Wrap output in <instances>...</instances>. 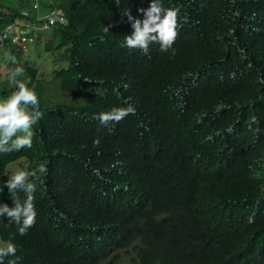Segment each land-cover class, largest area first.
I'll list each match as a JSON object with an SVG mask.
<instances>
[{"label":"trees","instance_id":"trees-1","mask_svg":"<svg viewBox=\"0 0 264 264\" xmlns=\"http://www.w3.org/2000/svg\"><path fill=\"white\" fill-rule=\"evenodd\" d=\"M159 2L178 9L174 55L125 46L122 13L143 20L152 0H40L66 22L0 48L43 113L30 149L0 154V204L14 207L7 164L24 157L37 211L24 236L0 217L17 248L4 264H116L129 250L134 264H264V0ZM25 7L0 0V25ZM41 42L65 62L48 76L21 60ZM15 90L0 82V100Z\"/></svg>","mask_w":264,"mask_h":264},{"label":"clouds","instance_id":"clouds-1","mask_svg":"<svg viewBox=\"0 0 264 264\" xmlns=\"http://www.w3.org/2000/svg\"><path fill=\"white\" fill-rule=\"evenodd\" d=\"M119 7V0H115ZM138 12L144 15V19H138L131 14L130 9L122 13L131 23L133 32L125 37V46L130 49L140 50L148 54L150 46L159 45L160 51L175 54L174 43L178 38V9H165L159 0H152L147 9L140 8ZM105 31H109L105 27ZM15 62V58L11 57ZM23 75V69L17 68L11 73V79L16 90L4 101L0 102V154L19 152L30 149L33 145V126L42 119L37 94L28 88L24 82L18 79ZM132 107L113 108L111 111L100 113L96 119L101 125L111 122L119 123L129 114H133ZM99 140L94 141L98 145ZM47 168L39 167V174H46ZM32 177H37L35 172ZM6 187L14 201V207L0 204V217L7 216L9 221L17 226L20 236H24L35 226L37 211L34 203L36 186L30 179V174L25 171H15L6 182ZM3 187H0V192ZM23 192L24 198H17V193ZM4 244V243H3ZM17 248L12 242L0 246V264H4L6 257H15ZM8 264H17L15 259Z\"/></svg>","mask_w":264,"mask_h":264},{"label":"built area","instance_id":"built-area-1","mask_svg":"<svg viewBox=\"0 0 264 264\" xmlns=\"http://www.w3.org/2000/svg\"><path fill=\"white\" fill-rule=\"evenodd\" d=\"M43 7L41 11L40 0H31V10L28 7L21 8L13 20L0 25V48L11 45L26 50L40 31L47 30L53 24L66 22L63 9Z\"/></svg>","mask_w":264,"mask_h":264},{"label":"rangeland","instance_id":"rangeland-1","mask_svg":"<svg viewBox=\"0 0 264 264\" xmlns=\"http://www.w3.org/2000/svg\"><path fill=\"white\" fill-rule=\"evenodd\" d=\"M48 31L44 32L43 38H45L48 34ZM29 53L24 54L21 58V60L26 59L29 64H32L34 66H38L39 70L43 71V75L48 76L51 74V70L55 66V62H57V65L65 64V62H59V59L57 57L58 52L56 49L53 50H45L43 46V42H41L39 45L34 44V46H31L29 48ZM10 61V55L8 52H5L4 50L0 49V82H4L5 80H8L10 83H12V79L10 78V75L8 73L9 71V62ZM11 62V61H10ZM15 62L17 60L15 59ZM17 69V68H16ZM2 102V100H0ZM7 169L10 170L12 173L15 171H25L28 173L26 168V161L24 157H20L18 159L12 160L7 164ZM3 241L0 240V244L3 245ZM132 251H121L119 258L116 262V264H134V260L131 259Z\"/></svg>","mask_w":264,"mask_h":264}]
</instances>
